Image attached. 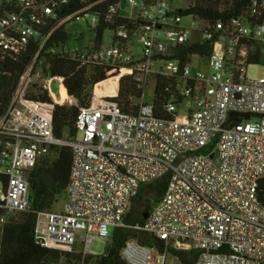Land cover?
<instances>
[{
	"label": "built area",
	"instance_id": "built-area-1",
	"mask_svg": "<svg viewBox=\"0 0 264 264\" xmlns=\"http://www.w3.org/2000/svg\"><path fill=\"white\" fill-rule=\"evenodd\" d=\"M67 1L0 0V65L5 55L23 51L36 26ZM126 7L121 16L129 22L111 31L109 45L101 38L95 47L92 36L80 50L62 52L87 67L128 65L142 87L137 110L123 112L108 99L115 92L93 89L89 104L76 113L73 136L57 137L51 114L60 102L27 98L30 64L0 116V208L25 210L28 171L50 146H65L71 153L66 198L58 211L38 213L39 245L71 250L80 231L85 257L92 239L108 242L109 228L119 227L129 232L121 249L126 264H181L168 248L195 250L186 264H264V75L245 76L246 42L264 48V0H250L249 22L211 26L180 15L168 0H126ZM119 8L120 2L110 6L108 18ZM85 16L93 28L97 17L88 7L62 20ZM201 39H212L209 73L191 72L198 55L184 63L173 57L179 46ZM156 77L176 79L163 104L169 117L155 116L143 102L145 85ZM44 78L48 95L49 80L63 86L62 77ZM229 113L247 117L227 124ZM162 178L164 190L146 218H125L140 188ZM139 231L163 240L162 251L137 241Z\"/></svg>",
	"mask_w": 264,
	"mask_h": 264
},
{
	"label": "trees",
	"instance_id": "trees-1",
	"mask_svg": "<svg viewBox=\"0 0 264 264\" xmlns=\"http://www.w3.org/2000/svg\"><path fill=\"white\" fill-rule=\"evenodd\" d=\"M120 0H68L66 4L46 17L42 24L36 26L34 35L17 55H5L0 65V116L6 110L11 95L18 83L20 75L31 64L32 72L38 71L41 77H62L65 92L60 81L52 80L54 91L60 104H54L51 121L55 136H73L75 133L74 120L80 107L89 104L93 89L96 94L114 93L109 100L117 103L123 112L133 113L137 110L142 87L135 79V71L128 65L103 63L87 67L70 59L62 52V46L69 37L58 22L69 14L88 7L91 15H96V23L90 31L94 46L100 44L105 30L112 31L119 24H128V19L121 16L119 10L108 18V9L118 5ZM250 0H193L185 8L175 9L182 16H193L211 26L215 21L227 22L230 19L251 20L248 14ZM210 29V28H209ZM214 37V35H213ZM212 39H201L179 46L173 57L181 63L189 60V55L206 58ZM249 48L246 64L259 63L260 47L251 41L246 42ZM116 81V89L114 84ZM175 77H156L153 88V98L149 102L153 114L158 117H169L163 110V104L170 99L166 90L173 89ZM51 94V95H52ZM73 98L75 105L65 102ZM27 98L30 100L52 103L47 91L35 83L30 84ZM181 97L176 96L175 103H180ZM71 153L68 147L50 146L48 153L42 156L27 173L28 207L22 211L6 213L0 208V264H126L121 256V249L129 232L119 227H113L109 234L108 246L101 254H89L82 257L75 250H61L39 245L34 238V226L39 212L53 210V206L66 198ZM165 187V178L143 185L138 194L131 200L125 218H130L135 204L141 201L143 190H155L157 196L152 202L146 203L142 211H138L136 220L142 222V212H149L152 203L156 202ZM140 243L155 246L160 251L164 241L143 231L134 234ZM168 251L178 256L181 264H186L196 251H182L168 248Z\"/></svg>",
	"mask_w": 264,
	"mask_h": 264
},
{
	"label": "rangeland",
	"instance_id": "rangeland-1",
	"mask_svg": "<svg viewBox=\"0 0 264 264\" xmlns=\"http://www.w3.org/2000/svg\"><path fill=\"white\" fill-rule=\"evenodd\" d=\"M169 5L172 9H179V8H185L188 4L192 3L193 0H168ZM128 11V8L126 7V0H120V8L119 13L121 15L125 14ZM189 21V18L186 17L182 20L183 23H186ZM62 24L63 29L69 34L68 39L62 46L63 50H71V49H77L80 50L85 45L90 44L92 39V33L90 31V24H91V17L85 16L84 18L79 17L76 19H68V20H60L58 22V25ZM112 32L110 30H105L102 34V44L103 45H109L112 40ZM189 68L191 72H195L196 70L202 71L203 73H209L210 69L207 65L206 58L199 57V56H192L191 62L189 64ZM264 75V48H260V61L259 63L254 64H246L245 65V76L249 79H257L258 77H261ZM44 77H41L38 73V71L32 72L31 74V83H35L38 86L44 85ZM153 88H154V82L152 80H149L147 84L144 87L143 90V102L149 103L153 98ZM50 90V88H49ZM54 91V90H53ZM52 94V93H51ZM50 95V94H49ZM50 98L52 100L60 101L58 95L56 92L50 95ZM140 99L137 101L139 102ZM65 104L69 105H75V101L72 98H67L65 101ZM180 114H183L184 112L182 110H178ZM0 190H1V183H0ZM157 196L155 190L147 189L143 190L142 199L141 201H138L135 204L134 211L131 212V217L134 218L137 215L138 211H142L143 207L146 203L152 202L153 199ZM63 202L57 203L53 206L54 211H58ZM112 227L109 228V234L112 231ZM80 234L77 233V242L75 244V250L78 252L83 251V246L81 243V239L79 238ZM108 246V242L103 241L99 238H94L91 240L88 246V250L91 254H101L105 248Z\"/></svg>",
	"mask_w": 264,
	"mask_h": 264
},
{
	"label": "water",
	"instance_id": "water-1",
	"mask_svg": "<svg viewBox=\"0 0 264 264\" xmlns=\"http://www.w3.org/2000/svg\"><path fill=\"white\" fill-rule=\"evenodd\" d=\"M239 116L247 117V114L236 115L234 113H229L226 123L228 124L232 121H237ZM152 205H154V202L152 203ZM147 214L148 212H142V217L146 218Z\"/></svg>",
	"mask_w": 264,
	"mask_h": 264
},
{
	"label": "bare ground",
	"instance_id": "bare-ground-1",
	"mask_svg": "<svg viewBox=\"0 0 264 264\" xmlns=\"http://www.w3.org/2000/svg\"><path fill=\"white\" fill-rule=\"evenodd\" d=\"M56 78H53L51 80L48 81V87L50 88V91L54 90V83L52 80H54ZM58 81H60L59 79H57ZM61 84V83H60ZM61 87L63 88V86L61 85ZM64 90V89H63ZM63 103V102H62Z\"/></svg>",
	"mask_w": 264,
	"mask_h": 264
},
{
	"label": "crops",
	"instance_id": "crops-1",
	"mask_svg": "<svg viewBox=\"0 0 264 264\" xmlns=\"http://www.w3.org/2000/svg\"><path fill=\"white\" fill-rule=\"evenodd\" d=\"M68 97H69V96H68ZM70 98H71V97H70ZM72 99H73V98H72ZM77 233L80 234L79 238L81 239V236H82L81 232H80V231H77Z\"/></svg>",
	"mask_w": 264,
	"mask_h": 264
}]
</instances>
